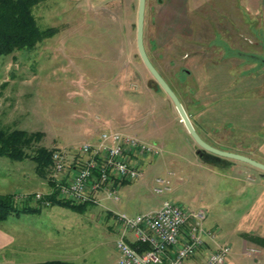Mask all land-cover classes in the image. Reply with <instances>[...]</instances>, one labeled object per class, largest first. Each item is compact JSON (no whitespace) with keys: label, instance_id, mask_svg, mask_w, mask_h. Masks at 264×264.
<instances>
[{"label":"rangeland","instance_id":"obj_1","mask_svg":"<svg viewBox=\"0 0 264 264\" xmlns=\"http://www.w3.org/2000/svg\"><path fill=\"white\" fill-rule=\"evenodd\" d=\"M217 1H220L217 6L224 9L226 2ZM145 5L144 13L159 7L157 0H146ZM136 6V0L109 3L100 0H41L32 8L31 15L36 28L41 32L51 29L50 35L37 42L30 51H16L0 58V127L3 131L38 132L40 140L37 145L45 150L63 148L73 151L76 146L91 142L84 137L89 122L94 127L91 134H95L99 132V123L111 119L114 128L135 135L146 145L159 146L162 151L157 157L148 156L149 163L140 168L142 178L130 187H117V201L107 200L112 213L102 209L96 201L85 203L77 213L55 204L45 207L34 199L36 194L49 195L51 185L45 171L38 175L29 159L17 163L0 157V196H11L12 204L18 208L39 209L34 216H9L4 221L9 235L14 237L8 253L15 252L14 260L25 263L31 260L28 258H34L32 260L38 261L41 260L40 254L54 253L57 257L44 258L62 260L67 264H116L113 241L117 235L113 215L121 213L132 218L136 214L156 212L160 201L167 200L184 211H202L204 214L205 210L204 223L211 227L214 221L221 219V214L226 215L232 209L234 201L239 200L231 186L225 188L222 180L211 177V167L195 158L199 161L197 163L189 150L182 146L176 131L179 126L169 117L171 113L173 118L175 112L164 94L157 91L135 52ZM231 15L232 18L227 19L219 15L213 22L225 28L236 14ZM245 16L239 17L240 27L232 25L225 33L227 35H223L228 39L227 49L231 45L232 49L250 55L255 63L249 67L241 64L221 67L230 78L227 79L225 96L218 99L225 100L235 109L243 107L242 102L236 101L238 98L248 99L257 95L260 89L255 87L256 84L247 86L245 82L256 81L261 71V66L257 65L259 51L254 44L260 41L263 25L261 20ZM149 21L150 18L144 25L150 26ZM241 24L248 25V30L242 29ZM209 31L211 34L204 35L200 43L193 42L199 37L195 35L191 38L193 43L180 50V41L175 35L164 42L161 35L151 36L145 32L142 39L160 76L169 75L177 84V80L185 79L183 71L186 68L182 64L185 52L193 57L199 53V46L205 54L209 53L205 48L210 39L214 44L217 42L219 50L226 52L221 38L214 34L217 30L211 28ZM166 83L173 88L168 81ZM222 85L224 82L219 86ZM232 130L229 139L234 144L252 148L264 140L258 132L243 137L238 128ZM225 140V137H219V146H228L224 144ZM194 149L196 154L201 151L198 147ZM158 176L168 178L169 191L157 197L152 193L151 185ZM130 188L135 191L128 196L125 191ZM220 228L225 235L228 227ZM226 243L231 247L229 253H236L235 241L229 239ZM19 250L34 251L36 257L32 253L18 258ZM195 257L194 254L182 264H202L193 261ZM245 263L250 264L251 260Z\"/></svg>","mask_w":264,"mask_h":264},{"label":"crops","instance_id":"obj_2","mask_svg":"<svg viewBox=\"0 0 264 264\" xmlns=\"http://www.w3.org/2000/svg\"><path fill=\"white\" fill-rule=\"evenodd\" d=\"M100 1H107L109 3L117 0ZM224 2H226V5H224L223 9L217 6L220 3V1L217 0H157L159 7L151 9L149 13H144L142 21L143 33L149 32L151 36L161 35V40L163 39L164 42L170 41V36L175 35L178 41H180V46L178 47V50H180L188 47L190 43H200L204 40V35L211 34V31H209L211 28L217 30L214 34L221 38V45L222 47L224 46V51L226 52L219 50L217 42L214 44L210 39L205 48L209 50V53L207 52L205 54L203 48L198 46L199 53L193 55V57L186 52L183 54L182 64H184L186 68L183 71L185 79L181 81L177 80L178 83L174 84V79L169 75H166L165 78H163L164 76L161 77L160 74L159 76L165 83L168 81L170 85H172L173 88L166 83V85L170 87L169 89L171 92L177 97L179 105L183 108L186 117L193 127V131L207 145L220 149L223 152L227 151L235 153V155L238 156L247 157L249 160H253L264 166V140L260 142L259 145L253 144L255 146L250 148L249 146L246 147L240 144H234V142H231L229 139L230 134L233 133L232 129L235 130V128L241 131L243 137L258 132L264 139V132H262L264 131V0H224ZM145 7L147 6L144 4L143 11ZM234 7L242 8L243 11L240 12L238 8ZM231 13L236 14L233 17L235 22L233 19L230 20L232 23L228 22L225 28H223L224 25L219 27L213 22L214 18H217L219 15H224L226 19L229 17L232 18ZM245 15H247V17L253 16L261 20L263 25L260 41L258 40L259 43L257 42L254 44L256 51H259V55H257L259 64L257 65L259 67L261 66V71L256 81L250 79L249 82H245L247 86L256 84L255 87L260 89H258L257 95L250 96L248 99L245 97L238 98L236 101H240L239 103L242 102L243 107L241 109H239L240 107L235 109L234 107H230L229 103L225 100L222 102L218 99L225 96L229 84L227 79L230 78L225 74V71H221V67L229 65L235 66L237 64H241L242 67H249L254 63V60L250 55L246 56L243 51L232 49L233 47L231 45L227 49L229 45L228 39L223 35H227L225 33L229 32V28H232V25L234 27H240V21H238L239 17L241 18ZM147 16L150 18V26L144 25L145 21L148 19ZM145 18L147 19L145 20ZM241 28L248 30L249 26L247 25L244 27V25L241 24ZM195 35L199 37L191 42V38ZM183 44L184 46H182ZM143 47V51L146 53L150 65L155 67L149 53L145 50L144 42ZM156 69L157 68H155V70ZM156 71L158 72V70ZM249 71H247V73H249ZM220 73L221 76H218ZM222 82H224V85L219 86ZM227 96L225 99H227ZM174 114L173 118L171 113L169 117L171 121L174 120L175 124L179 126L180 130L176 129V131L180 137V142L182 146H185L193 155L192 158L195 159L197 154L194 147L196 146L193 145V141L184 131V127L180 124L176 112ZM110 120L99 123V126L97 125L99 132L104 129H111L112 131L117 130L125 134V132L121 131L119 128H114ZM231 124H234L233 127H231ZM91 129H94V127L93 124L89 122L86 128L87 133L84 137H87V140L90 139L91 142H93L99 132L97 131L95 134H91ZM127 136L137 138L135 135L129 134ZM219 137H225L226 140L224 144L228 146H219L217 142ZM156 147L161 150V147ZM238 147H240V149H236ZM177 155L178 154H175L174 157H177ZM131 159L137 163L139 168L149 163L148 156H143V158L132 157ZM195 161L197 163L199 162L197 159H195ZM224 161H226V163L221 167H211L213 169H211L210 172L211 177L214 176L222 180V184L226 185L225 188L231 186L235 190V197L239 200L234 201L232 209H230L226 215H220L223 221L218 219V221H214L210 227L206 226L203 220L201 227L206 230H211L215 236L214 240L220 244L227 245L230 249V244L226 242H228L229 239L235 241L238 250L236 253L233 252V255L229 253L224 264H246V260H251L250 264H264V246L257 241H264V173L261 170L250 168L249 165L242 162L238 163L226 159ZM214 170H219V172ZM135 182H137V180L130 184L123 182L111 184L113 185V190H116L118 186L130 187ZM133 191H135V189ZM133 191L132 189L126 190L125 193L131 196L133 195ZM95 199L97 204L101 205L102 209L112 213V210H110L111 206L107 204L108 202L103 195L98 193ZM236 207L238 209H236ZM204 214L206 220L207 213L205 210ZM6 219L0 221V264H38L52 261L64 263L62 260H49L48 258L57 257L54 253L47 256L45 253H42V255L40 254L41 260L38 261L32 260L34 258H28L31 260L25 263H21L17 259L14 260L15 252L8 254L11 244L14 243V237L9 235L4 225ZM223 226L225 228L228 227V231L225 232V235L220 230V227ZM203 241L204 245L199 251L195 252L196 257L192 259L193 261L203 263L207 253L212 251L211 242L207 241L205 238H203ZM250 250H252L254 254L250 253ZM32 253L35 256L34 251L19 250L17 251V256L22 259L24 258V254H29V256H31Z\"/></svg>","mask_w":264,"mask_h":264},{"label":"built area","instance_id":"obj_3","mask_svg":"<svg viewBox=\"0 0 264 264\" xmlns=\"http://www.w3.org/2000/svg\"><path fill=\"white\" fill-rule=\"evenodd\" d=\"M93 142L82 143L71 149H53L50 152L49 195L59 202L73 205L95 203L98 193L106 200L116 202L111 183L130 184L142 178L140 168L132 157H157L160 148L141 143L133 136L117 130L104 129ZM168 178L153 179L151 191L155 196L169 191ZM49 195L34 196L35 201L48 207ZM155 212L124 214L115 217L116 264H182L193 257L204 245L203 238L211 242L202 264H224L229 247L214 240L211 230L201 227L202 211H184L181 206L167 200L160 201ZM133 246V247H132ZM253 253L252 250L249 251Z\"/></svg>","mask_w":264,"mask_h":264},{"label":"trees","instance_id":"obj_4","mask_svg":"<svg viewBox=\"0 0 264 264\" xmlns=\"http://www.w3.org/2000/svg\"><path fill=\"white\" fill-rule=\"evenodd\" d=\"M40 1L41 0H0V58L11 53H16V51H30L37 42L50 35L51 29L41 32L36 28L35 21L31 15L32 8L40 3ZM156 89L161 93L158 87ZM39 138L40 133L38 132L33 134L26 133L22 130L5 132L0 127V157L8 158L17 163L29 159L33 166H35L36 173H38V175H43L45 171L46 179H48L50 174L49 160L51 152L37 145L40 140ZM196 158L209 167H221L225 165L226 162L220 158L208 156V154L202 153L201 151H197ZM47 201L49 206L55 204L61 208L69 209L73 211V213L80 212L85 206V203L74 206L69 202H59L54 194L49 195ZM12 203L11 196H0V221L9 216L35 215L39 211L37 208L33 209L28 206L18 208ZM257 241L264 246L263 240ZM38 264L65 263L52 261Z\"/></svg>","mask_w":264,"mask_h":264},{"label":"water","instance_id":"obj_5","mask_svg":"<svg viewBox=\"0 0 264 264\" xmlns=\"http://www.w3.org/2000/svg\"><path fill=\"white\" fill-rule=\"evenodd\" d=\"M144 4H145V0H137V6L135 8V12H136V19L134 22V25H135L134 39H135V47H136L135 52L137 53L141 66H143L146 72L148 73L149 78L153 81V83L156 84L158 89L161 91V93L165 95L170 105L174 108L177 114L176 116L179 119L180 124H182V126L184 127L183 128L184 131L187 133L189 138L193 141L192 142L193 145L198 147V149L201 150L202 152L208 153V156H214L216 158H221L222 160H225V159L233 160L238 163L242 162V163L249 165L250 168L261 170L264 173L263 164L255 162L253 160L251 161L249 160V158L243 157L241 155L239 156L235 155V153H231L227 151L222 152L221 150L217 148H214L212 146L210 147L193 131V127L189 119L186 117V114L183 108L181 107V105H179L177 97L175 96L173 92H171V90L169 89L170 87L166 85L165 81L161 79V77L159 76V73L155 70V68L150 65L149 63L150 61L148 60L146 53L143 51V48H144L143 39H141V37L143 34L142 21L144 18V11H143Z\"/></svg>","mask_w":264,"mask_h":264}]
</instances>
